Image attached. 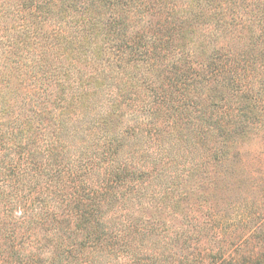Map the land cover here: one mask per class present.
Segmentation results:
<instances>
[{"label": "trees", "instance_id": "1", "mask_svg": "<svg viewBox=\"0 0 264 264\" xmlns=\"http://www.w3.org/2000/svg\"><path fill=\"white\" fill-rule=\"evenodd\" d=\"M260 131L264 0H0V264H264V226L213 252L211 205L156 217Z\"/></svg>", "mask_w": 264, "mask_h": 264}, {"label": "rangeland", "instance_id": "2", "mask_svg": "<svg viewBox=\"0 0 264 264\" xmlns=\"http://www.w3.org/2000/svg\"><path fill=\"white\" fill-rule=\"evenodd\" d=\"M250 133L249 136L240 140L239 146L233 148L234 153H239V156L234 159L233 166L237 168L245 169L246 175L242 182H229L221 181L216 185L215 191L212 193L210 189L208 194H203L204 196L200 198L197 193H192L190 199L182 203L181 212L176 216H170L167 212H162V214L157 213L156 217L161 218L165 222L162 226L166 224L165 228H170L172 224L180 227L187 228L185 222H183L182 216L188 213L191 218V214L199 215L198 221L206 220L199 214V204H204V210H206L207 205L214 207L215 212L223 215L224 217H230L231 227L229 229H217V233L214 235L208 233L200 232L202 238V245L200 248H207L208 246L216 248L213 252L219 250V248H236L241 247L239 239L252 234L253 230H260L264 226V137L262 133ZM211 171V167L209 168ZM251 172V173H250ZM251 174V175H249ZM249 175V176H247ZM208 178V177H207ZM206 179V178H205ZM194 182V179L193 181ZM199 183V182H198ZM197 183V184H198ZM200 183H204L203 181ZM194 183V185H197ZM216 195L213 196V194ZM207 195V196H206ZM192 204L189 209L187 206ZM150 215V212H148ZM182 215V216H180ZM207 218V216H205ZM192 219V218H191ZM203 225V224H202ZM191 233L199 235L198 231H194V227H190ZM214 232V231H213ZM172 234V231L170 232ZM212 235V236H210ZM261 239V238H260ZM256 240H250L243 244L242 251L248 252V250L257 245ZM240 243V244H239ZM175 247V246H174ZM173 247V248H174ZM175 250L179 256L183 255L182 251ZM252 251V250H251ZM250 264V263H247Z\"/></svg>", "mask_w": 264, "mask_h": 264}]
</instances>
